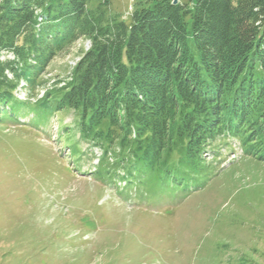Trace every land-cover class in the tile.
<instances>
[{
    "label": "trees",
    "instance_id": "1",
    "mask_svg": "<svg viewBox=\"0 0 264 264\" xmlns=\"http://www.w3.org/2000/svg\"><path fill=\"white\" fill-rule=\"evenodd\" d=\"M110 1L0 0V51L17 57L0 62V123L44 125L70 109L65 137L109 149L130 180L164 189H192L220 137L264 161V0H155L129 22L107 15ZM78 39L90 48L62 87L16 96Z\"/></svg>",
    "mask_w": 264,
    "mask_h": 264
},
{
    "label": "rangeland",
    "instance_id": "2",
    "mask_svg": "<svg viewBox=\"0 0 264 264\" xmlns=\"http://www.w3.org/2000/svg\"><path fill=\"white\" fill-rule=\"evenodd\" d=\"M154 1L111 0L107 15L129 22ZM90 44L76 40L16 96L36 102L62 87ZM76 118L68 109L44 125L0 123V264H264V161L240 140L210 143L192 189H164L131 181L109 149L65 137Z\"/></svg>",
    "mask_w": 264,
    "mask_h": 264
},
{
    "label": "water",
    "instance_id": "3",
    "mask_svg": "<svg viewBox=\"0 0 264 264\" xmlns=\"http://www.w3.org/2000/svg\"><path fill=\"white\" fill-rule=\"evenodd\" d=\"M177 2H178V0H175V1H174V3H177Z\"/></svg>",
    "mask_w": 264,
    "mask_h": 264
}]
</instances>
